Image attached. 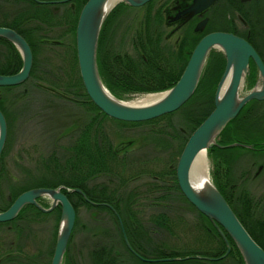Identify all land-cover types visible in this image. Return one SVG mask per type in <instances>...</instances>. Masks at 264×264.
<instances>
[{
	"label": "trees",
	"instance_id": "obj_1",
	"mask_svg": "<svg viewBox=\"0 0 264 264\" xmlns=\"http://www.w3.org/2000/svg\"><path fill=\"white\" fill-rule=\"evenodd\" d=\"M42 1H48V5H42L36 0H0V12L5 16L10 15L18 6L20 7L19 11L14 13L13 23L4 20L0 22V27H9L22 35L30 44L34 54L31 77L20 88L30 91L29 93L36 92V95L38 93L43 95L46 92L38 86V83L48 82V104L74 105L83 108L86 113L85 120L88 123L80 129L81 133L76 137L75 142L70 143L66 149L64 147L58 154L54 153L48 157L40 156L28 160L26 163L22 162L23 172L20 176L15 177L2 161L3 159L0 158V188H12L10 191L13 200H15L22 193L34 188L68 187L62 192L76 210L79 203H83L89 210L96 212V218L100 219V223L104 224L106 220H109L111 229L120 233L122 244L131 264H245L240 250L228 235L231 251L224 257L228 250L226 242L212 222L195 208L198 219L193 229H195L196 234L193 235L190 242L183 241L177 244L165 241L163 244H157L150 237L151 232H155L156 228H149L144 220L137 218L134 214L131 215L130 207L135 205L133 203H136L137 200L135 194L130 193L129 189L128 193L120 192L117 195L112 188H101L100 190L81 188L87 179L96 176L98 173L106 174L108 178L114 173H124L128 165L126 152L120 153L116 150L112 135L106 132V127L99 125L98 129L91 124V122H100L102 125L105 122H122L109 118L95 106L81 79L76 48V31L80 12L87 0H76L75 10L67 5L58 6L61 11L56 14H51V3H49L56 0ZM261 4L258 14L255 13L254 9L249 10L247 8L245 13L241 12L249 24V32L240 34V36L248 40L264 61V2ZM123 9L135 10L124 4L118 6L106 19L100 34L98 68L102 82L110 93L119 100L130 99L132 96L126 97L130 94H151L170 90L183 75L192 49L166 47L167 45L163 44L162 38L154 31L159 25L160 19L154 13H150L147 30L144 28L146 22L140 14H137L138 17L133 24L135 26L133 53L117 50L110 42L109 36L112 26L116 23L120 24L119 14L126 12L125 10L123 12ZM47 10L48 30H55L50 39L60 41L59 43L49 42L48 50L41 44L42 36L40 34L43 27L36 25L41 21L23 27V24L30 18L40 20V14L46 13ZM31 11L32 14L36 13V18L27 17V13ZM248 35L249 38H247ZM0 46L4 47L3 60L0 61V75L18 74L23 68L21 54L13 44L1 38ZM47 51L48 81L40 75V67L42 66L40 57L44 56ZM225 68V55L222 52L211 51L195 94L181 109L146 124L122 123L125 127L146 126L149 130L148 136L154 138L156 145L164 148L163 174L166 178L176 180L178 161L189 138L215 109V95ZM257 74V68L252 63L251 73L247 77L248 84L254 85L256 83ZM14 89L16 88L3 89L5 97L0 105L5 106L6 115L11 114L9 106L16 104V98L8 94ZM29 93L20 97L19 104L22 107L30 106L28 99L33 96ZM256 130L261 132L259 138L254 136ZM238 142L264 148V102L252 101L248 103L238 117L220 135L218 143L223 147H213L209 151V155L213 159V182L239 218V202L254 201V199L249 192H244V195L240 193L239 188L242 187L243 183H239L240 179H237L235 175L237 156L226 154V151L241 148L252 154L254 150L243 146L228 147ZM77 189H82L90 201L100 205L87 203L75 191ZM170 190L172 189L170 188ZM175 190L179 192V198L176 197L175 199L187 203V199L180 193L179 188L177 187ZM10 204L6 203L0 210H7ZM102 204L111 205L119 213L133 250L142 258L150 261L141 260L137 254L129 250L123 240L114 212ZM61 216L60 207L52 213H46L34 206H27L20 212L18 221L13 224H6L8 226L13 225L17 233L26 237L37 233L35 229L43 222L53 219L56 222L54 239L47 252H39L33 257L22 253L23 255L19 257L20 264H51ZM176 218L178 217L176 216ZM171 219L165 215L160 218L153 217L150 222L154 224V227L157 225L164 227L168 232L175 233L176 227L174 225L176 226V223L184 224V220L181 217L178 218V222ZM16 223L19 224L16 225ZM78 225L79 221L76 223L74 233L77 231ZM115 242L114 239L109 242H100L95 249L97 253L94 254L92 250L91 256L94 259L92 264H126L123 262V256L119 257L120 255L115 253L117 250ZM258 244L264 249V240H258ZM69 250L70 246L68 247ZM207 258H215L216 260ZM13 259L10 258L8 261H13ZM174 259L178 260L175 261ZM154 260L164 261L155 262ZM70 261V264H76L73 257Z\"/></svg>",
	"mask_w": 264,
	"mask_h": 264
},
{
	"label": "flooded vegetation",
	"instance_id": "obj_2",
	"mask_svg": "<svg viewBox=\"0 0 264 264\" xmlns=\"http://www.w3.org/2000/svg\"><path fill=\"white\" fill-rule=\"evenodd\" d=\"M36 1L42 5H48V1H42V0H36ZM75 1L76 0L51 1L49 2L51 3L50 12L51 14L58 13L59 11H61V9L58 6H62V5H67L71 9L75 10L76 9ZM88 1L89 0H87V2ZM262 2H264V0H216L212 5L208 6L207 8H205L204 10H202L197 14H192L189 12L190 8L194 4V0H153L152 2L148 3L147 5L141 8H132V7L130 8L135 10H142L141 14L140 13L139 14L141 18H143V20L146 22V25L144 27L146 30L148 29L147 21L149 20L150 13H154L155 15H157L160 21H159V25L154 29V31L157 35H159L162 38L163 44L167 45L166 47H171L173 49H179V48L181 49L183 47L192 49L191 51V55H192L198 43L209 34L216 32H223V33H232L234 35L242 37L240 36V34H245L246 32H249V24L244 19L241 12L243 11L245 13V10L247 8L249 10L254 9L255 13L258 14L260 12V7L262 6L261 4ZM86 3L84 4V6L86 5ZM24 5L25 4L23 3V6ZM19 9L20 7L18 6L8 16L7 15L5 16L3 13L0 12V22L4 20H8L10 23H13L15 18L14 13L19 11ZM124 10L126 12H124ZM122 11L124 13L119 14V18H120L119 20H122L123 18L127 17L130 14L129 13L130 10L128 9H123ZM40 16H41L40 20H35L34 18H30L28 21H26L23 24V27L25 28L26 25L28 26L32 23L41 21V23L38 22L36 23V25L38 26L40 25L43 27L41 34L39 32V34L42 36L41 44L45 49L48 50L49 42L53 41L52 43H56V42L59 43L60 41L50 39L51 37H53V32L55 30L54 31L51 29L48 30V10L46 11V13H41ZM27 17L36 18V13L32 14V11L28 12ZM0 28L11 29L9 27H0ZM134 29L135 26L128 24H117V23L114 24L112 26L111 34L109 36L110 42L112 43L113 47L121 52L133 53ZM120 34H121L120 37L121 39L120 41H117V38ZM249 35L247 36V38H249ZM123 40L130 42L132 48L131 51L120 49ZM28 45L30 46L29 43ZM15 48L17 49L16 46ZM76 48H77V31H76ZM18 52L20 53L19 50ZM3 56H4V47L0 46V61L3 60ZM40 61L42 63V66L40 67V75L45 80L48 81V51L45 52L44 56L40 57ZM33 65H34V54H33ZM33 65H32V69H33ZM31 73L29 78L24 83L18 86L0 87V102L5 97V91L3 90L4 88H16L8 93L16 98V104L13 106H9V109L11 110V114L6 115L5 106L0 105V111L3 114L7 124L6 143L2 154L0 155V158L3 159L2 161H4V163L9 167V169L12 171L15 177L20 176L23 172V169L21 167L22 162L26 163L28 162V160L36 159L40 156L48 157L54 153L58 154L64 147L66 149V147H68L70 143L75 142L76 137L79 136L81 133L80 129H82L88 123L85 120L86 113L84 112L83 108L76 107L74 105L67 106V105H59V104L58 105L48 104V82L38 83V86L46 92L43 95L41 93H38L36 95V92L29 93L30 91L20 88L29 81L31 77ZM49 90L52 91L51 89ZM28 93L32 94L33 96L32 98L28 99L29 101L28 103L30 104V106L22 107L19 104L20 97ZM159 93H151V94H159ZM144 95L146 94H130V95H126V97L127 96L137 97ZM125 100H129V99H125ZM60 107H67V108L74 107L76 111L72 112L73 114L72 113L67 114L68 113L67 112L64 115V117L71 118V120L57 122V124H59L57 130H55L54 127H50V128H48V126L41 127L36 123V120L39 119L41 120V122L51 125L53 122H49V121L53 120L52 112H56V111L58 112V108ZM119 122L125 124H146L151 121L136 122V123L123 122V121H119ZM122 123L105 122L102 125L100 124V122L99 123L91 122V124L95 125L96 127H98L99 125L106 127L107 129L106 132L112 135V139L114 141L113 143L116 146V150L119 151L120 153L126 152L128 165L127 168L124 170V173L123 174L114 173L109 178L107 177L106 174L98 173L96 176L87 179V181L84 182V186L81 188H96L98 190H100L101 188H112L114 189V191H116L117 195L120 192L128 193V189H129L130 193L132 192L135 194V199L137 200L136 203L135 202L133 203L135 205H131L130 207L131 215L134 214L137 218L144 220L146 225L149 226V228L150 227L151 229L156 228L155 232L153 233L151 232L150 237L152 238V240H154L157 244H163L165 241H174L175 233L177 232L178 229L188 228V223H186L184 219V213H185L184 210H186V206L189 207L191 210H193L196 213V216L198 217V214L196 212L197 209L188 200H187L188 202L186 203V202H182L181 200L179 201L178 199H175L176 197L179 198V192L175 190L177 187L179 188L180 193L183 195L177 179V168H176V177H175L176 180L166 178L164 176L163 167L165 160V151L164 148L156 145L154 138L148 136L149 135L148 128H146V126L125 127ZM26 128L28 129L31 128L32 132H36V133H37V128H40L38 129V132H40L41 136L44 139L43 144H45L46 149L33 150L32 148L25 146L13 158L14 161H12V163L9 164L7 162L8 155L11 151H13V148L16 143V139H18V134L21 133L20 130L21 131L23 130L24 132ZM249 149L254 150V152L251 154L252 157L254 158L253 166H256L258 164L257 166L258 169L254 176L257 178L261 174V172L264 173V148H257L252 146ZM5 151H6V155H5ZM258 160L259 162L255 163ZM245 176L243 178V175H240V178H242L241 180L242 183H244L246 180ZM58 188H62L61 191H63L68 187L59 186L57 187V189ZM170 188L172 190H170ZM11 189L12 188H0V209L3 208L6 205V203H11L8 207L9 209L17 200V198L13 200L12 193L10 191ZM239 189H240V193L244 195L245 190H242L241 188ZM77 190L81 192V193L78 192L77 193L80 194L87 203L93 205H100L90 201L82 189H77ZM49 200H50L49 198L48 199L41 198L38 200V202L44 208L49 209L53 204L52 202L51 205H49L48 202ZM102 205H106L114 212L116 220L120 226L122 237L126 246L129 248L131 252L137 254L133 250L129 242L128 236L124 228L123 220L120 217L119 213L109 204H102ZM27 206H34V205H27ZM239 206H240L239 207L240 215L238 219L243 224V226L248 231V233L251 235V237L258 244V240H264V200H258V201L245 200L239 202ZM58 207L60 206H57L53 211L46 213H52ZM5 211L0 210V213ZM75 211H76V223L77 221H79L77 231H80L84 235L85 240L78 244L79 251H76V253L74 254L73 249L77 247L74 244V238L77 231L74 233L73 230L72 236L68 244V247L70 246V250L68 251L67 249L64 258V264H70L71 262L70 260L72 257L74 258L76 264H92L94 260L92 259L91 256L92 250L94 254H96L97 251L95 249H97L98 247L97 245H99L100 242H109L113 239L116 240L115 244L117 246V250L115 251V253L117 255L119 254L120 255V256L118 255L119 257L123 256L122 259L124 263L131 264L128 254L125 251L124 245L122 244L121 235L117 230L115 232L113 231V229H111V224L109 220H106L104 224L100 223V219L96 218L97 216L96 212H92L91 210H89L83 203H79L78 209L77 210L75 209ZM83 212L86 213L88 217V222L87 221L83 222V220H81V214ZM165 215L169 216L170 219L172 218L171 220L174 222H178V218L181 217L184 220V224L176 223V226L174 225V227H176V232L172 233V232H168L164 227H159L157 225L156 227H154V224L150 222L151 218L153 217L160 218L161 216L164 217ZM18 216L10 222L0 223V264H20L19 257L21 255L26 254L30 257H33L34 255H37L40 252L38 251L35 254H31V253L28 254L25 251V247L28 244V238L29 237L36 238L37 233H35L34 235L30 234L27 235L26 237H23L14 230L13 225H9V226L6 225L11 223L13 224L15 221H18ZM176 216L178 218H176ZM197 217L189 226L188 228L189 230L187 231V233H190V239H192L193 235L196 234V231L193 228L195 226V223H197V219H198ZM243 220L245 224L243 223ZM18 224L19 223H16V225ZM8 234H12L15 240L9 242L8 239L4 237L7 236ZM225 234L227 235L226 232ZM260 247L263 249L262 246ZM47 249L41 252L46 253ZM137 256H139V258H141V260L143 261H150L145 258H142L138 254ZM10 258H14L13 261H8ZM207 259L216 260L215 258H207ZM52 260H51V264H52ZM154 261L157 262L164 260H154Z\"/></svg>",
	"mask_w": 264,
	"mask_h": 264
},
{
	"label": "water",
	"instance_id": "obj_3",
	"mask_svg": "<svg viewBox=\"0 0 264 264\" xmlns=\"http://www.w3.org/2000/svg\"><path fill=\"white\" fill-rule=\"evenodd\" d=\"M153 0H123L120 4L140 8ZM216 0H194L189 12L197 14L212 5ZM109 0H89L84 6L77 28V53L81 79L91 101L107 116L123 122H147L175 113L181 109L195 94L202 78L208 55L212 49H219L226 58V68L215 95V109L189 138L177 166V179L181 192L186 199L205 217L220 233L231 251L225 232L240 250L245 264H264V250L251 237L240 222L224 196L215 186L213 180L203 192L194 189L190 182L192 166L198 155L213 147H223L218 139L226 127L235 120L243 108L252 101L264 102V62L257 50L244 38L232 33L216 32L204 37L194 49L188 65L178 81L170 90L160 93L164 97L149 106L133 107L114 97L105 87L98 68V47L102 27L114 10L106 12ZM0 37L13 43L23 58L22 70L12 76H0V87L18 86L30 76L33 54L26 40L17 32L0 28ZM258 70L255 87L245 96H241L244 82L251 73V64ZM231 73L228 88L222 94L223 85ZM7 138V124L0 111V155ZM251 146L233 144L228 147ZM62 188H37L20 195L14 204L0 213V223L14 220L27 205H34L44 212H51L57 206L62 209L58 239L52 264H63L68 244L72 236L76 211ZM81 193L79 190H75ZM49 198L53 204L49 209L38 202ZM175 261L178 259H174ZM170 261V260H165Z\"/></svg>",
	"mask_w": 264,
	"mask_h": 264
},
{
	"label": "rangeland",
	"instance_id": "obj_4",
	"mask_svg": "<svg viewBox=\"0 0 264 264\" xmlns=\"http://www.w3.org/2000/svg\"><path fill=\"white\" fill-rule=\"evenodd\" d=\"M142 10H132L129 11V15L125 18H123L122 20L119 21L120 24H128V25H132L135 22V19L138 17L137 14L139 15V13L141 14ZM121 34L118 36L117 41H120ZM121 48L123 50H127V51H131V44L129 41H122L121 43ZM213 51L215 52H221L219 49H213ZM257 80H258V74H257ZM257 83V81H256ZM256 83L254 85H250L248 84L247 81L244 82L242 91H241V96H245L247 95L256 85ZM144 96H137L134 97L132 99L129 100H122L123 102H135L136 100L141 99ZM76 109L74 107H60L58 108V112H52V119L49 122H53L51 125L45 124L43 122H41V120H36V123L41 126V127H46L48 126V128L50 127H54L55 130H57L58 125L57 122L60 121H66V120H71V118H67L64 117V115L67 114H71L72 112H75ZM73 114V113H72ZM263 125V124H262ZM37 128V133L36 132H32L31 128H26V130L21 131L20 130V134H18V139H16V143L15 146L13 148V151H11L8 155L7 158V162L9 164L12 163L13 158L16 156V154H18L19 151L22 150L23 147L28 146L30 148H32L33 150L35 149H46L45 144H43V137L41 136L40 132H38ZM260 130H262V128H260ZM261 134V132H259V130H256L254 133L255 138L256 137H260L259 135ZM256 140V139H254ZM239 143V142H238ZM226 154L229 155H233V156H237L236 160H237V167L235 170V175L237 176V179L239 178L240 181L239 183H242V178H240V175H243L246 177L245 181H248L246 183L242 184L241 189L245 190V192H249L250 196L254 199V201H258V200H264V173L261 172V174L256 178L254 177L257 169H258V164L256 166H253V162H254V158L252 157L251 154L247 153V151L245 149H241V148H237V149H233V150H227ZM242 155V156H240ZM208 156V162H209V171H210V179L212 180V176H213V171H214V167H213V159L210 157V155L207 153ZM258 161H256L255 163H258ZM260 164V163H259ZM49 205H51L52 201L49 200ZM48 205V206H49ZM184 219L185 222L188 223V228L189 226L192 224V222L196 219V213L191 210L189 207L186 206V210H184ZM81 220H83V222H88V217L86 215L85 212H83L81 214ZM55 225L56 222L55 220H49L48 222L45 221L42 224H40L39 226H37L36 228V232H37V236L35 237H29L28 238V244L25 247V251L28 254H35L38 251H45L48 247V249L51 247V244L53 242L54 239V235H55ZM178 229L177 232L175 233V240L171 241L170 243H177L180 244L181 242L185 241V242H190V233H187V231L189 229ZM5 238L8 239L9 242L14 241L15 238L13 237L12 234H8L7 236H4ZM85 240L84 235L80 232L77 231L75 234V238H74V244L77 246L73 249V253L75 254L76 251H79L78 248V244L80 242H83ZM184 242V243H185ZM78 249V250H76Z\"/></svg>",
	"mask_w": 264,
	"mask_h": 264
},
{
	"label": "bare ground",
	"instance_id": "obj_5",
	"mask_svg": "<svg viewBox=\"0 0 264 264\" xmlns=\"http://www.w3.org/2000/svg\"><path fill=\"white\" fill-rule=\"evenodd\" d=\"M122 1L123 0H109L108 5L106 7V12L107 13L111 12L112 9ZM230 80H231V73L227 77L223 85L222 94L228 88ZM163 97L164 95H149L146 97H142L141 99L136 100L135 102H124V104L133 107L149 106L159 102ZM210 181L211 180H210L208 156L207 153L203 151L198 155L192 166V170L190 174V182L195 190L199 192H203L209 186Z\"/></svg>",
	"mask_w": 264,
	"mask_h": 264
}]
</instances>
